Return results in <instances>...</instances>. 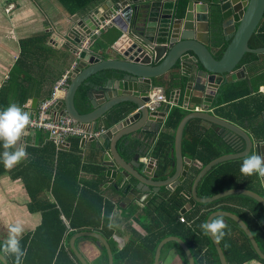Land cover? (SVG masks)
Instances as JSON below:
<instances>
[{
    "label": "water",
    "instance_id": "water-1",
    "mask_svg": "<svg viewBox=\"0 0 264 264\" xmlns=\"http://www.w3.org/2000/svg\"><path fill=\"white\" fill-rule=\"evenodd\" d=\"M263 19L264 0H214L212 3L190 1L183 15L178 14L174 0H119L105 14L96 9L85 17H75L62 32L61 39L77 55V63L68 73L69 85L53 113L57 117L68 116L87 131L94 132L101 119L116 106L131 104L135 113L130 112L106 134L91 141L98 140L102 144L109 141L105 161L110 167H115L116 171H108L107 176L114 178L116 183L126 184V195L131 193L145 202L162 188L172 191L186 179L192 161L184 157L182 142L189 121H205L220 134L229 131L244 140L245 149L240 153L220 156L203 166L191 190L182 194L187 205L181 213L185 214L196 204L212 203L234 194L246 195L264 206L262 196L246 189H230L208 198H200L197 192L203 177L216 165L244 158L252 153L264 155V143H256L245 130L212 113L229 85L246 77L247 63H243L245 55L264 54V47H249ZM107 21L109 23L105 25ZM103 25L106 26L103 29L115 26L120 31V36L113 45L117 53L115 58L102 59L90 49L89 43H85ZM228 38L230 40L221 58L217 59L210 45L219 48ZM108 70L119 72L118 77L92 88L88 96L94 110L80 114L75 106L77 90L93 75ZM179 75L184 78L181 85L183 100L191 112L180 121L175 131V172L170 178L158 181L154 180V159H149L144 166L145 171L141 173L134 168L135 163H128L121 157L117 144L126 136L148 131L150 127L155 128L157 123H164L172 104L178 105V99L173 101L175 92L172 91L170 103L152 111L147 107L150 101L149 88L155 87L154 82L160 77L173 78L179 84ZM197 106H202V110L197 111ZM138 159L139 157H135L136 162ZM133 179L137 181L135 186L128 184ZM150 191L153 193L150 194ZM217 215L235 221L249 238L257 255L264 260V253L239 216L216 211L209 215L206 222ZM209 237L220 263L228 264L220 243L211 235ZM81 238L96 239L106 249L108 264H114L108 241L101 234L92 231L77 232L70 239L71 250L81 264H89L76 247L77 240ZM169 242L178 243L188 264H195L189 247L174 236L167 237L158 244L153 264H160L162 249ZM0 262L5 264L2 255ZM6 264H9L8 261Z\"/></svg>",
    "mask_w": 264,
    "mask_h": 264
},
{
    "label": "trees",
    "instance_id": "trees-1",
    "mask_svg": "<svg viewBox=\"0 0 264 264\" xmlns=\"http://www.w3.org/2000/svg\"><path fill=\"white\" fill-rule=\"evenodd\" d=\"M190 0H176L178 14L183 15ZM196 2L212 3L214 0H194ZM78 6H85L88 2H75ZM114 33V30H113ZM118 35V34H117ZM113 37L111 40H114ZM119 37H117L118 40ZM114 43V42H113ZM228 44V43H227ZM216 54L220 59L226 45ZM91 45L95 48L100 44L93 41ZM249 47L257 49L264 47V19L258 31L253 35ZM102 59H109L104 55H99ZM258 55L246 54L243 63L256 61ZM117 71H101L89 78L77 90L75 95V106L80 114H87L94 110L89 99L92 88L106 84L108 80L118 77ZM10 81L6 84L9 87ZM226 93L219 99L217 113L221 118L235 124L249 122V128L256 138V143H264V123L253 125L252 121L258 115L264 113V103L250 106L252 99H244L247 89L240 88L238 84H230ZM4 87V92L0 93V110L10 105L9 94ZM166 95L171 94V89L164 86ZM230 93V94H229ZM226 94H229L225 98ZM131 104H121L111 110L101 121L107 119L106 125L98 127L95 132L102 128L110 130L120 123L132 110ZM188 110L182 105L173 106L166 119V129L173 133H161L158 138L151 132L139 131L122 138L118 144L120 154L130 160L135 156L139 158L145 155L141 148L145 143H149L151 149L149 156L156 160V170L154 180H166L175 172V131L180 121L188 114ZM251 123V124H250ZM48 135V134H47ZM74 145L78 146L79 137H71ZM153 139V143L152 140ZM102 149V145H99ZM245 149V142L242 138L226 131L223 134L211 128V125L202 120H191L188 122L182 142V151L185 158L190 159L192 164L186 179L174 190L162 188L146 204L145 211L138 216L137 222H143L144 233H140L134 228H130L131 236L128 243L121 248L113 239V233L108 227V218L115 207L111 201L105 203L101 181L96 185L84 186L80 190L81 195H74V204L81 205L88 203L94 213L90 215L92 221H75V218H68V221L60 220V212L55 208L49 209L44 214V220L40 228L34 234L35 240L29 242L25 239L21 242V247L27 250V257L23 264H81L74 256L71 247V237L81 231H92L101 234L109 243L114 264H153L155 252L158 244L167 237H179L183 240L192 252L195 264H221L217 251L209 237L205 236L200 228L202 223L207 221L210 214L216 211H226L239 216L249 227L260 250L264 253V206L258 201L242 194L229 195L225 198L207 204H196L188 212L182 214V209L187 205V200L182 194L190 191L193 182L199 174L201 168L212 160L227 154L240 153ZM63 153L58 154L59 166ZM243 158L220 163L213 167L201 180L197 192L200 198L212 197L230 189H246L257 193L264 198V184L255 176L244 177L240 174V166ZM145 166V163H143ZM62 174L60 167L57 173L53 170L35 179L40 190L52 189L54 194L59 188V179ZM26 181V185L31 187ZM121 191L116 194L122 196ZM105 207V221H101L102 208ZM56 221H52L54 219ZM79 217V215H78ZM184 218V222H181ZM227 229L225 237L219 241L228 264H246L249 261H257L264 264L255 252L249 238L242 228L233 220L225 218ZM64 237L66 238L64 241ZM89 240L98 245L101 253L102 263L108 264V255L104 246L92 238H81L79 240ZM176 251L184 264H188L187 257L176 242L167 243L161 254V260L170 251ZM34 255V256H33ZM160 260V261H161ZM9 264L12 259L7 258ZM0 264H2L0 262Z\"/></svg>",
    "mask_w": 264,
    "mask_h": 264
},
{
    "label": "crops",
    "instance_id": "crops-1",
    "mask_svg": "<svg viewBox=\"0 0 264 264\" xmlns=\"http://www.w3.org/2000/svg\"><path fill=\"white\" fill-rule=\"evenodd\" d=\"M118 1L0 0V93L4 92V87L6 88V84L10 81L11 85L6 88L10 97V105L17 104L23 110L33 112L41 103L51 100L56 83L77 63V55L71 52L65 43L63 44L62 32L68 28L73 18L85 17L96 9L105 14L111 5L113 6ZM75 2H88V4L82 7ZM108 23L109 21L105 25ZM105 25L93 32L85 43H89L90 49L94 50L98 56L104 55L111 59L117 56L113 45L120 36V31L115 26L103 29ZM116 35L117 37L111 40ZM230 38L219 48L210 45L214 55L229 42ZM93 41H97L100 46L95 48L91 45ZM255 60L247 62L246 77L234 82L240 88L247 89L243 98L252 99L250 103H247L250 106L264 103V54L258 55ZM178 79L179 84L173 78L160 77L155 80V87L149 88L150 92L166 86L167 90L171 89L175 92L173 101L178 99V104L191 112L183 100L181 85L184 78L179 75ZM162 89L164 91V88ZM229 94H226L225 98ZM166 97L170 103L171 94ZM35 105L36 108H33ZM173 106L176 105L173 103ZM218 106L212 110V113L221 118L217 113ZM201 107L196 108L201 111ZM132 111L136 112L134 107L130 112ZM166 119L163 124L157 123L155 128L150 127L147 132L153 133L155 139L161 133H173L166 129ZM104 120L99 122L98 127L104 128L107 119ZM252 123L253 125L264 123V113L254 118ZM235 125L245 130L257 142L248 127L249 122ZM26 133L17 147L23 145L28 158L11 169H6L0 162V238L6 237L5 225L19 219L23 220L27 226L21 242L25 239L32 242L35 240L34 234L42 225L44 214L51 208L60 212L62 221H68L67 219L72 217L75 221H92L90 215L94 213V210L88 203L74 204V195L80 196V190L84 186L88 188L99 181L102 185L99 195L103 196L105 203L111 201L115 206L107 221H109L108 224H113L110 229L116 243L121 248L128 243L131 227L144 233L141 225L143 222H137L138 216L145 211L147 202L155 194L150 199L148 198L147 202L131 193L126 195L124 192L126 184L116 183L114 178L107 176L108 171H116L115 167H110L105 161L109 141L102 144L98 140L91 141L90 139L83 142L80 138L79 145L76 146L71 143L72 138H69L63 148L58 150L50 141L46 131L32 132L26 129ZM151 141L154 142L153 139ZM99 145H102V149ZM150 149L149 143H145L141 148L145 155L137 162L135 157L138 156L126 160L122 154L120 155L126 162L135 163L134 168L142 173L145 171L143 163H148L145 159L148 161L153 159L148 154ZM3 151L2 144H0V153ZM60 152L63 153L61 166L58 164ZM154 165L156 166V160H154ZM59 167L62 177L59 179V188L56 189V193L54 194L52 189L40 190L35 179L51 170L55 174ZM25 180L30 183L31 187L26 185ZM128 184L135 186L137 181L133 179ZM116 191H121L122 196L116 194ZM152 193L153 191H150V194ZM52 221H56L55 216ZM101 221H105L104 205ZM65 239L64 237V241ZM76 247L89 264H103L98 245L84 239L77 240ZM160 264H184V262L176 251L172 250L165 255ZM256 264L260 263L256 261Z\"/></svg>",
    "mask_w": 264,
    "mask_h": 264
},
{
    "label": "clouds",
    "instance_id": "clouds-1",
    "mask_svg": "<svg viewBox=\"0 0 264 264\" xmlns=\"http://www.w3.org/2000/svg\"><path fill=\"white\" fill-rule=\"evenodd\" d=\"M30 123V115L17 104H11L0 110V144L4 149L0 153V162L6 169H11L28 158L26 148L17 145L27 134L26 129ZM239 171L244 177L255 175L264 184V155L252 153L244 157ZM26 227L25 222L19 219L5 225L6 237L0 238V255L4 257L5 264L7 258L12 259V264H23L26 259L27 250L21 247V239ZM108 227L112 228L113 224L109 223ZM227 227L223 215H217L210 222L200 225L203 234L211 235L217 242L225 237ZM248 264H256V261H250Z\"/></svg>",
    "mask_w": 264,
    "mask_h": 264
},
{
    "label": "built area",
    "instance_id": "built-area-1",
    "mask_svg": "<svg viewBox=\"0 0 264 264\" xmlns=\"http://www.w3.org/2000/svg\"><path fill=\"white\" fill-rule=\"evenodd\" d=\"M69 80L68 74L64 75L56 83L52 99L41 103L35 111L23 110L30 115L31 123L27 130L32 132L46 131L50 141L55 144L58 150L63 148L65 142L71 137H79L87 141L93 138L97 139L108 131L102 129L99 132H89L85 127H82L68 116L57 117L54 115V107L64 97ZM163 104H168V99L162 88H156L153 92H150V101L147 103V107L150 110L154 111L155 109H159ZM199 110L197 109V111ZM145 161L149 162L147 159ZM184 221V218H181V222Z\"/></svg>",
    "mask_w": 264,
    "mask_h": 264
}]
</instances>
